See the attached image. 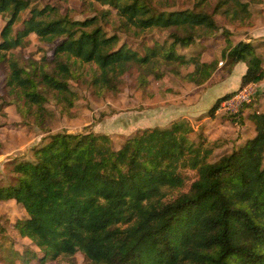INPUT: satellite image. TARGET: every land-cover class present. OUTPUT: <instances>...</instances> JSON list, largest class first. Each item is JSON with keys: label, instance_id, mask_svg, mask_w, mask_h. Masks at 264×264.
I'll return each mask as SVG.
<instances>
[{"label": "trees", "instance_id": "obj_1", "mask_svg": "<svg viewBox=\"0 0 264 264\" xmlns=\"http://www.w3.org/2000/svg\"><path fill=\"white\" fill-rule=\"evenodd\" d=\"M95 1L110 9L72 20L53 5L39 8L31 5L32 0H0L5 88L30 112L33 109L40 125L52 112L34 75L40 74L44 86L67 110L79 98L69 86L78 64L90 65L99 94L120 91L121 78L131 67L137 69L141 85L149 77L164 78L163 68L202 84L217 68V59L203 61L201 55L178 52L197 37L219 32L213 13L203 8L159 10L151 0ZM230 1L220 0L217 7L227 4L229 12L234 7ZM232 1L237 4L230 13L233 21L241 20L240 14L252 17L247 2ZM112 9L123 27L169 30V40L143 46V51L119 45L120 36L107 34L101 23L102 15ZM26 11L29 16L18 29ZM223 32L225 67L244 61L242 85L260 82L264 78L260 44L233 42L230 30ZM31 33L40 41L56 43L55 72L29 71L4 51L26 45L24 39ZM13 104L24 119L25 113L12 100L5 106ZM250 118L256 136L215 160L208 159L212 150L190 139L194 129L185 119L139 130L119 149L113 148L107 134L55 132L35 148L33 159L10 162L0 201L12 200L25 209L26 216L16 220L15 228L43 251L39 256L43 260L62 257L75 264L80 252L88 264H264V113L253 112ZM43 131L51 133L50 127ZM185 168L197 171L188 190H183Z\"/></svg>", "mask_w": 264, "mask_h": 264}, {"label": "rangeland", "instance_id": "obj_2", "mask_svg": "<svg viewBox=\"0 0 264 264\" xmlns=\"http://www.w3.org/2000/svg\"><path fill=\"white\" fill-rule=\"evenodd\" d=\"M32 1L31 5L39 8L46 5L56 6L60 14L68 15L72 20H83L95 14L99 16L103 12L101 10L110 9L107 5H101L95 0ZM151 1L159 10L203 8L215 15L216 21L221 27L219 32L210 36L195 38L188 51L178 47V52L181 54L186 52L187 57L201 55L203 58L212 59L217 52L211 54L209 52L210 46L208 47L205 44L208 40L205 41L204 39L216 37L211 42H215L213 45L220 43L221 45L218 48L223 50L225 47L224 28L230 30L233 42L245 40L251 43L254 35L260 33L259 31L264 32V0L261 3H257V0H240L241 2H247L252 17L240 14L239 19H241L240 17L243 18L234 21L230 13L237 7V4L232 0L228 4L234 7L230 8L229 12H225V9L228 8L227 4L217 7L220 0ZM116 12L115 9H112L109 15H102L101 23L107 34L116 33L120 36L119 45L125 43L132 49L143 51V46H153L156 42L162 43L164 40H169L171 32L169 30L154 28L140 32L133 27H123ZM28 16L27 11L22 14V19L16 26L18 29L23 28L22 20L28 18ZM245 19L249 20V22H246L247 24H237L238 21H245ZM4 24L5 19L0 18V29ZM262 38L254 39L253 44L254 42L260 44L257 51L264 56V37ZM24 40L27 43L26 45L16 46L4 51L15 56L20 64L29 71L36 70L38 74L43 69L50 73L55 72L56 62L53 53L56 43L49 44L40 41L35 33H31ZM72 61L73 59L70 62ZM163 69H166L167 73L164 78L149 77L147 83L141 85L137 80V69L131 67L121 78L120 91L99 94L95 85L92 84L94 74L90 65L78 64L74 66L77 75L71 77L69 86L73 92L78 94L79 98L75 101V105L67 110H64L63 105L56 101L54 92L44 86L40 74L34 75L33 77L37 80L39 88L48 97L45 106L52 112L44 117V123L40 125L34 119L33 109L30 112L29 107L24 104L22 99L5 88V74L0 68V186L7 184L9 180L7 171L10 162L19 159H33L35 148L43 145L52 133L66 131L68 133L93 132L107 134L112 140L113 148L119 149L127 139L134 136L138 132L137 130H141V128L170 125L173 122L172 120L178 116L175 111L178 110L181 102H184L183 93L192 85L185 84L187 81L170 72L169 68ZM183 72L186 71L183 70ZM246 85L241 83L240 88L229 93L230 96L225 98L226 102H224L222 108L218 109V112H214V119H208V122L203 121L198 128L195 127V130L189 134L192 141L201 142L206 148L212 150V153L208 156L209 160H215L219 154L238 147L236 125L241 122L243 109L253 104L257 98L256 94L259 88L258 85L251 84L253 87V101L239 108L238 103L231 98ZM10 100L19 106L25 116L24 119H21L13 104L14 109L10 113L12 122L4 124L3 107ZM233 106L234 108H232ZM174 107L176 110L172 113ZM212 108L213 106L211 109L209 108V112H212ZM202 117H204V114L195 120V125H198L197 123ZM44 127H50L51 133H45L43 131ZM249 133L247 132V135ZM182 173L187 180L183 190H188L192 180L197 176V171L185 168L182 169ZM26 214L25 209L13 201L0 202V234H2L0 236V264H23L25 261H27L26 264H70L67 259L62 257L56 260L39 258V256H44L43 251L30 238L21 236L15 228L16 220L25 217ZM4 230L5 233H3ZM75 259V264H88L80 252L76 254Z\"/></svg>", "mask_w": 264, "mask_h": 264}, {"label": "crops", "instance_id": "obj_3", "mask_svg": "<svg viewBox=\"0 0 264 264\" xmlns=\"http://www.w3.org/2000/svg\"><path fill=\"white\" fill-rule=\"evenodd\" d=\"M259 32L260 33L254 35L253 41L254 39H257V38L263 39L262 37H264L263 36L264 32L263 31H259ZM215 38H209V39H204V40L205 41L208 40L205 44L208 47L210 46L209 52L211 54H213L212 52H217V53L212 59L203 58L202 56H201V59L203 61H211V60L217 59L219 61L218 66L214 70L212 75L204 83L195 84V83L188 82V81L185 83L188 85L189 84L192 85V87H189L188 90H185V92L183 93L182 96H183L184 102L183 101H182L183 103L181 102V105L180 107H178V110L175 111L176 108L175 107L173 108L172 113L175 111V113L178 114V116L172 120L173 122L185 119L191 122L193 129L195 127L198 128L199 124H201L203 121L208 122V119H212V118L214 119V115H215L214 112H218V107H220L221 104L224 103V101L226 100L225 98H223L224 96L229 95V93L241 87L242 77L247 70L246 62L239 61L235 63L231 69H227L224 64L225 60H223L222 58V48L221 49L218 48L220 47L221 44L218 43L216 45H213V43L215 42H211V41H214ZM253 41L251 42L252 44H253ZM255 43L256 42H254V44ZM188 49L189 47L184 48L185 51H188ZM218 51H219V54H218ZM182 53L186 55L185 54L186 52H182ZM254 85L255 86L258 85L259 87L257 90V94H256L257 98L254 100L253 104L243 109L241 122L236 125V129H237L236 141H237L238 147L242 146L248 139L254 137L257 133L255 124L251 120L250 115L253 112L264 113V78L260 82L254 83ZM216 104H217L216 111L209 112L211 107L212 106L214 107ZM13 109H14L13 105H6L3 108L4 113H2L3 115L2 117L5 122L4 124H7L8 122L9 123L12 122L10 113ZM203 114H204V117L200 118V121L197 123L198 125H195V120L199 119V117H201V115ZM170 125H167L165 127H168ZM159 128H164V127H159ZM143 129L141 128V130ZM247 132H250L249 135H247Z\"/></svg>", "mask_w": 264, "mask_h": 264}, {"label": "built area", "instance_id": "obj_4", "mask_svg": "<svg viewBox=\"0 0 264 264\" xmlns=\"http://www.w3.org/2000/svg\"><path fill=\"white\" fill-rule=\"evenodd\" d=\"M251 84L254 83L247 84L246 86L242 87L239 92L235 93L232 96L231 99L238 103L239 108L240 106L242 107V105L251 103L253 101V87ZM224 102H226V100ZM223 104L225 103H222L221 106L218 107V109H221ZM232 108H234V106Z\"/></svg>", "mask_w": 264, "mask_h": 264}]
</instances>
